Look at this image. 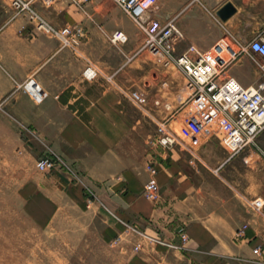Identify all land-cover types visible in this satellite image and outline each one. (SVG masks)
Here are the masks:
<instances>
[{"label": "crops", "instance_id": "0c3cea01", "mask_svg": "<svg viewBox=\"0 0 264 264\" xmlns=\"http://www.w3.org/2000/svg\"><path fill=\"white\" fill-rule=\"evenodd\" d=\"M206 1H224L216 12L231 1L236 11L220 23L195 4L180 10L164 6L162 12L159 4L158 18L178 15L184 38L177 52L189 44L208 49L226 36L243 42L264 36V0ZM36 8L51 24H78L85 33L74 47L65 46L26 15L15 14L9 0H0V214L6 222L2 229L11 232L0 246L13 255L9 263L18 264L17 255L28 246L30 263L43 264V232L53 229L69 207H78L104 223L105 239L127 224L141 229V236L128 245L140 244L133 264H179L178 258L190 264H264V215L253 213L243 201L251 196L248 189L230 191L211 173L241 153L229 157L216 137L199 147L193 161L179 145L153 144L155 117L121 91L142 89L154 115L163 117L169 111L153 101L180 104L188 92L183 70L165 66L149 49L138 52L144 35L114 0H92L84 6L70 0L51 6L37 2ZM116 30L124 31L125 42L112 40ZM237 59L223 76H235L244 85L264 80L248 53ZM89 64L99 68L92 79L83 75ZM29 77L47 91L43 101L16 89L15 79ZM179 120L172 125L179 127ZM12 127H18L15 140ZM262 145L252 151L260 161ZM48 155L61 157L65 167L39 170L38 159ZM150 160L160 184L157 200L144 193ZM86 189L94 194L90 201Z\"/></svg>", "mask_w": 264, "mask_h": 264}, {"label": "built area", "instance_id": "2783aa9c", "mask_svg": "<svg viewBox=\"0 0 264 264\" xmlns=\"http://www.w3.org/2000/svg\"><path fill=\"white\" fill-rule=\"evenodd\" d=\"M58 1L9 0L15 14L26 15L36 23L38 29L57 37L63 45L74 47L85 33L83 27L71 23L57 27L36 8L37 2L51 6ZM70 1L84 6L92 0ZM114 1L144 35L138 52L149 49L159 62L165 66L179 67L186 76L188 94L177 107H172L169 102L162 103L160 99L153 101L154 106L162 105L169 111L163 117L154 115L149 96L142 89L121 88L122 93L140 110L155 117L157 131L152 143L166 148L179 145L191 153L193 161L198 158L197 150L203 144L202 138L210 132L207 127H203L202 119L208 122L215 119L221 129L220 141L227 149L229 157L255 146L258 134L264 130V80L244 85L235 76H223V73L241 52H246L264 75V36L258 35L248 42H243L232 35V42L221 38L208 49L189 44L184 51L177 52V45L184 38V32L177 23L178 15L169 16L166 20L158 18L156 12L159 0ZM112 40L125 42L127 35L122 30H116ZM98 73L99 68L94 64L87 65L83 71V75L88 79L94 78ZM111 77L112 75L109 76ZM15 87L28 93L37 102L43 101L48 95L34 77L15 79ZM181 117L180 126H173L172 122ZM37 167L41 171L61 169L65 167V161L59 156L48 155L38 159ZM147 168L150 176L145 183L144 193L151 200H157L160 195V184L156 176L155 162L150 160ZM220 168L221 165L215 168V171L218 172ZM248 201L253 209L262 211L264 198L257 196ZM245 227L246 225L239 229V234L244 232ZM181 238L187 240L188 235L185 231L181 232ZM169 244L172 247L179 246ZM139 246L138 243L136 248ZM254 251L259 252V246L255 247Z\"/></svg>", "mask_w": 264, "mask_h": 264}, {"label": "rangeland", "instance_id": "374dc122", "mask_svg": "<svg viewBox=\"0 0 264 264\" xmlns=\"http://www.w3.org/2000/svg\"><path fill=\"white\" fill-rule=\"evenodd\" d=\"M222 2L224 1L215 2L211 5V3H208L206 0H159L161 12L164 6L180 10L182 7L195 4L212 14V18L220 23H223L222 18L214 8ZM225 39L232 42L231 38L228 36H226ZM234 46L238 48L237 45L234 44ZM237 60L238 59L235 61ZM228 71H230V68ZM187 94L188 92H186L184 96ZM202 121L203 127H207L210 131L202 138L203 144L211 137L220 139L219 134L221 133V129L218 122L215 119L209 122L205 119H202ZM1 129L0 132H3L4 128L1 127ZM18 135V127H12L13 140H15ZM262 142L264 144V130L258 134L256 140L257 144L255 146H263ZM246 150V152H241L234 160L227 163L223 167L224 169L221 167L222 169L220 168L218 173L213 171L211 173L218 179L219 183H223L230 191L234 188L242 187L248 189V193L251 196L244 197L243 201L246 202L253 213L264 215V207L262 211H257L253 209L248 201L257 196L264 198V161H260L259 155L254 153V146L248 147ZM248 150H251L249 153H252V151L254 152L248 156ZM245 156L247 157L244 158ZM86 193L88 200L94 197V194L88 189H86ZM4 217L5 216L0 214V241L11 237L10 230L2 229L3 225L6 224ZM103 225L104 223L100 222L98 217L94 214L89 216L79 210L78 207H69L67 214L61 216V218L54 223L53 229L49 228L43 232V239L45 242L42 255L43 264H133L135 251H138L140 248H136V245L130 248L128 245L134 242V236H141L143 233L141 229L132 224H127L125 228L118 232L112 239H105L101 236V228ZM237 230L239 232V229ZM259 248L261 251L260 246ZM7 249L8 247L6 246H0V264L9 263L12 259L13 255L9 253ZM23 249L25 252L17 255L19 262L17 263L31 264L29 261L32 259L31 254L27 252L29 247L24 246ZM51 250L54 252L52 253ZM176 260L179 264H190L184 259L178 258Z\"/></svg>", "mask_w": 264, "mask_h": 264}, {"label": "water", "instance_id": "95a60500", "mask_svg": "<svg viewBox=\"0 0 264 264\" xmlns=\"http://www.w3.org/2000/svg\"><path fill=\"white\" fill-rule=\"evenodd\" d=\"M236 11L235 5L231 1H227L224 5H222L218 14L222 19L226 20L229 16H231Z\"/></svg>", "mask_w": 264, "mask_h": 264}]
</instances>
